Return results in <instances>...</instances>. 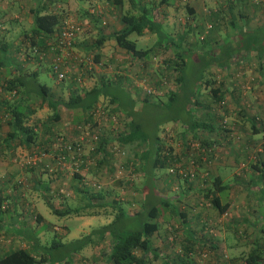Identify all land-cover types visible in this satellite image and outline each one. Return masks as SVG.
I'll return each mask as SVG.
<instances>
[{
	"label": "crops",
	"instance_id": "crops-1",
	"mask_svg": "<svg viewBox=\"0 0 264 264\" xmlns=\"http://www.w3.org/2000/svg\"><path fill=\"white\" fill-rule=\"evenodd\" d=\"M54 1L55 0H51V2ZM66 1L75 11L86 13V8L89 3L84 4L81 0ZM90 1L102 3L107 9L111 8L112 14L107 18L109 20L111 19V22L114 20L112 16L118 18V14L122 13L124 9L125 11L137 12L139 5H141L132 0H122L121 3H114L112 0H87V2ZM35 5V0H0V36L9 46L12 44L15 46L20 42L23 35H25L27 30L32 26L31 8ZM104 13L108 15V12ZM161 15L164 30L173 36H177V40L179 39L182 41L183 49H190V53H195L197 56L203 55L205 52L203 48L207 42H211L216 46L213 48L214 50L216 49L213 52V57L209 56L213 61V69H210L211 67L209 66V68H207L208 71L205 74L203 72V76L206 78L213 77L215 79V85H221L223 82L224 86H221L220 90L223 91L226 100L230 103L228 111L224 108V111L227 112L226 114L230 115L229 119H233L236 125L237 122H244L245 120L250 122L252 118H255V120L263 119L264 0H262L260 4H256L252 0H169V2H163L161 6ZM184 16L190 18V23L183 24L179 28V21L177 19H182ZM83 21L88 23L87 30H91L92 27L99 26V24L102 23V18L98 17L97 21H95V18L91 19V17H86ZM207 23H212V27H210L209 31H205V25ZM109 30L110 29L106 30V28H104L103 32L109 33ZM91 36L93 35L90 31L82 29L78 32L74 38V49L80 53H87L90 51L89 49H91V43L93 41L90 39ZM13 48L14 47H12V49ZM12 52L14 53V51ZM122 52L120 46L111 38H106L99 49H94L95 58H100L102 60ZM190 59L191 58H189V61ZM255 62L257 64H255ZM17 63L24 65L25 60L21 59V57H17L15 60L6 59L5 63L0 66V78H8L15 74L16 70L14 67H16ZM238 63H244V69L237 70L236 66ZM247 63H250L252 67L249 68ZM250 72L253 73V77L254 79L256 78V81L247 85L245 78L249 76ZM187 75L188 73L186 72V76ZM54 80V84L59 82L56 79ZM207 85L208 84H204V88L201 89L202 93L204 92L203 94L208 93L207 90L209 86ZM128 93L134 99V103L132 107L127 105L126 109H131L135 117L147 125V120L144 118V107L146 103L138 97V93L134 90ZM241 96L242 104L240 103ZM102 98L108 101L104 96ZM151 102L155 101L151 99ZM109 104L116 111L124 114L122 108L118 107L119 104L116 102ZM246 106L249 108H246ZM240 107H243V109ZM198 110H201L200 113L203 116L211 113L209 112L210 109H208V106L205 104ZM236 115H240V119L237 118ZM185 116L188 115L185 114ZM211 117V123H215L216 127L209 130L210 132H208V129L201 131V129L198 128V130L200 129L199 131L204 138L202 139L205 140L206 143H212L215 155L203 153L202 147H206L207 145L203 144L202 146L200 140L191 138L188 140L190 143L189 154L192 152L194 156L195 154L200 155V157L196 156L199 159L197 163L199 172L204 171L206 168L203 166L204 160L210 163L208 156H212V166L209 173H211L214 168L215 174H221V176L224 174L229 180H232L228 183L226 182L227 188L224 189L223 193H219L221 199L220 204L227 202L228 206L223 212H218L209 198H204L203 193L199 192V190H203L208 186L212 188L211 183L204 185L201 184V182L186 181L185 183H176V186L171 185L170 187L168 182L164 183L161 181L158 183L155 180L152 187L156 189L157 193H160L167 203L170 202V199L177 201V209L181 211L180 213H176L175 210H171L170 208L162 209V215L159 216L161 225L150 237L152 244L159 248L160 253L171 258L170 262L176 252H184L193 258V264H203V262L197 261V259L194 258V255L201 247L203 248L206 246L215 251H219L220 246L225 249L233 244L232 237L234 235L237 236V234L239 237H243V242L254 244L256 241L255 235L260 234L261 231L264 233V199L261 201L257 200V198H255L257 195L253 193V191L258 192L264 188V181L260 180L254 183L251 181H242V172H239L238 165H235V162H238L237 160L240 159L237 157L242 158L243 155V157L246 158V152L244 150L246 149L249 151V148L251 150L252 146L248 143L257 141L258 138H260V133L252 132L253 129L244 131V135L240 137L242 138L240 140L241 144L237 145L233 142V140H235L232 138L234 135H230L231 132H229L227 128L228 131L226 130V132H228V135L226 138L232 146L230 145V148L226 147L229 148L227 152L226 148H223L225 151H220V144L222 143V137H224V135L221 132L220 134L218 133L219 126L217 121L214 120L215 118L213 116ZM126 120L127 118L125 116L124 126ZM35 122H38V124H35V129L40 132V135L36 139L37 143L35 146L37 149L38 147L40 149L41 147L49 149L51 145L54 147L53 142L51 144L49 141L48 145L46 143L49 136H44L41 133V124L44 123L39 122V119H35ZM56 122L58 123H54L55 126L61 125V121ZM174 123L176 124L174 128L176 130L177 128L179 129V123L176 121ZM168 124H172V122H165L161 127L165 125L168 126ZM5 127L7 128V132L9 124L6 121H0V177L5 178V181L1 183L0 187L8 200V206L0 210V255L17 247H26L33 250L35 246L37 250L43 252V247L49 244L47 245V243L42 242L41 239L45 218L41 212L40 206L42 201L47 202L50 206L55 203V199L49 190L53 191L57 187L63 171L59 168L56 159L53 157L54 154L51 157H47V160L45 159L47 164L51 162V165H56L54 174L45 172L39 165H33L32 167L25 166L26 168L23 169L22 164L15 161V156L24 155L28 151L30 152L33 147H27L17 141L6 139L8 138L5 137L6 133L3 134ZM160 133L162 134V132ZM157 134H159V131H157ZM104 137L109 138L105 145L107 153L105 156L101 154V151H97L96 149L99 140H97L96 143H92L90 146L87 145V147L83 149L87 161L84 163L83 168H81L80 173L89 179L93 173L99 174L103 171L106 173L108 171L110 172L111 168L114 167L113 164H115V155L116 157L118 156L110 151L109 147L112 142L115 141L120 143V141L116 136H111L110 134L104 135ZM184 137L187 138L188 136ZM152 140H154V138ZM198 142H200L202 146L201 150L198 149ZM170 143L173 144L171 141ZM123 145L125 147L129 146L127 144ZM136 150L137 149L132 151V155H135V152H139ZM53 151V153H56L55 149ZM219 152L226 154L218 158L217 153ZM104 157H108L110 161L108 162L104 159L100 164L98 160ZM90 162L91 165L86 167V164ZM138 164L140 166L142 165L140 159H138ZM260 174L261 172L258 176ZM75 179L77 178H72L70 181L71 184L74 183ZM114 182L120 184L119 179H115ZM161 190H166L168 193L163 195ZM253 197L254 199H251ZM261 197H264L263 193ZM173 222L179 223V225L174 224V226L178 225V231L174 233L178 242L176 247L168 243V239H172L169 234L172 232L170 229H173ZM238 228H240L241 231H239ZM101 243L102 242L94 244V249L97 246H101ZM259 245H261L262 248L264 247V243L259 242ZM254 248L255 247L248 251V253L254 250ZM238 253L232 255L231 252L230 255H226L225 261L227 260L228 264H235L237 261H241L239 257L243 255H238ZM43 255L44 257L46 256L45 254ZM42 259L44 260L36 264H51L48 257ZM166 259L167 258H162L161 263L163 264ZM215 261L216 260H214V262ZM224 262L222 264H224ZM218 263L219 261L217 264ZM53 264L85 263L76 262L75 260H64L60 262L55 261Z\"/></svg>",
	"mask_w": 264,
	"mask_h": 264
},
{
	"label": "trees",
	"instance_id": "trees-1",
	"mask_svg": "<svg viewBox=\"0 0 264 264\" xmlns=\"http://www.w3.org/2000/svg\"><path fill=\"white\" fill-rule=\"evenodd\" d=\"M35 1L36 5L31 8L32 26L27 30L25 35H23L20 42L15 46L13 44L9 46V44L0 36V66L5 63L6 59L15 60L17 57H21V59L26 62L31 60L35 61L37 64L46 65L44 61L38 59L37 54L32 53L31 48L32 46H36L39 50H43L52 44L56 38L58 24L60 23V18L63 16V12L51 9V0ZM132 1L141 4L139 5L137 12L126 10L119 13L118 19L121 23L120 26L109 33H104L103 29H99V34L92 41L91 48H93V50L99 49L106 38H111L114 39L115 43L120 46L121 49L126 50L130 55L139 58L145 65L147 60L151 58V55H155L159 50L164 51V48H169L170 45L174 47V53L172 55H165L164 60L167 64L166 70H162V67H158V70L163 74L165 73V76L166 73H168L169 75H167V77H170L172 76L171 74H173L174 80L178 82L177 87L166 93V99H162L161 94L155 93L154 95L146 94L142 100L144 103L148 104L152 99L155 101L151 102L153 105L177 110L176 114L164 115L162 116L164 118L161 119L171 118L173 120L172 122L179 121V125L180 123L183 125L182 132L176 129L175 131L182 135L181 143L184 145V150L178 153L173 150V144L170 143L169 139L167 140L169 132L163 129L165 128L168 130L167 125L162 126V134L160 132L157 134L156 129L160 123V119L156 121V124H152L154 127L152 128L149 125L146 126L141 120L137 119L131 112V109H126L127 105L130 107L133 106L134 99L126 89L124 90V87L122 88V77H117L116 79L101 78V83L93 84L88 88L70 86L69 96L67 99H63L54 96L50 85L38 80L37 69L30 72L26 67L22 68L23 65H21V63H17L16 67H14L16 70L15 74L8 78H0V121L5 120L9 124V129L5 136L8 138L6 139L17 141L27 147H33L32 149L37 148L35 146L37 143L36 139L40 135V132L35 129L34 123L30 124L28 122L30 114L36 110L29 102L31 99V93H35L41 97V100L39 101L40 105L45 102L46 105L51 108L52 113L49 117L48 127H51L54 122L61 118L60 112L62 109L78 108L86 113L89 111L88 115H91L93 109L97 107L99 101H101L104 96L108 99L109 103L116 102L119 104L118 107L122 108L124 115L127 118L125 126L120 132H117L116 138L121 144L137 143L136 145L139 152H135V156L142 161L141 167H143L144 170L142 187L139 190L140 193L146 191V189L148 191L147 193L145 192L144 196L140 197L138 203L139 208L135 210L133 214L128 213L121 201L113 199L111 204L115 207V213L109 222L95 227L82 237L68 242H62L60 238L55 237L48 246L43 247V252L37 250L35 246L33 247V250L26 247H17L8 250L0 255V264H36L44 260L42 258L45 257H48L51 264L55 261H67L72 257L73 253L79 252L87 243L98 244L106 239L109 240V247L107 250L104 248L101 249V254L104 259L95 260V264H151V258L156 259L157 257L167 258L163 264L194 263L193 258L184 252H176L170 262L171 258L161 254L159 248L152 244L150 237L159 229L161 225L159 216L162 215L156 201L159 200L163 209L168 208L167 201L160 193L158 194L156 189L152 186L155 177L159 176L158 167L160 166H168L169 174L173 173L176 178H181L185 182H194L196 173L194 171L193 175L191 174L189 163L183 159L185 156L188 157L190 161L193 158L191 156H194L191 155L192 152L189 154L190 143L188 140L190 138H197L202 142V146L203 144L207 145L205 150L202 151L203 153L215 155V150L211 149L208 151V148L213 147L212 143H206L199 130H211L216 127L215 123H211V116L216 118L217 115L215 111L217 106H225V95L223 91L220 90V87L224 86V84L222 82L221 85H215V79L213 77H204L203 72L198 73L194 78L195 81L193 80L192 83L188 81L185 69L189 63L190 49H183L182 41L179 39L177 40L175 36L167 33L162 26L163 20L161 6L163 2H169V0ZM112 2L121 3L122 0H112ZM86 15L87 17H91V19L95 18V21H97V18L99 17L98 14L92 15L87 11ZM145 31L157 32L158 38L151 45L138 47L136 40L130 38L129 35L132 32L143 34ZM12 47L14 48L12 49ZM245 48L248 49L247 47ZM12 51H14V53ZM200 60L205 64H210L212 62L211 58ZM48 69L51 71L50 67H48ZM66 81L67 79H64L61 82L66 83ZM69 83L72 85L74 84V81L71 83L69 80ZM251 83L252 81H250V84ZM204 84H208L207 86H209L207 94V96L209 95V99L206 101L202 99L203 93L201 91L202 85ZM11 96L13 97L12 99H10ZM212 102H215L214 105L216 107L212 109L213 111L211 109L209 110V112H211L209 114L210 116L206 114L205 116L201 115V110L199 111L198 109H201L204 104L208 106L209 109L211 108ZM240 108L243 109V107ZM110 109L115 111L113 107ZM185 114L188 116H185ZM250 122L253 132H264L263 119L255 120V118H252ZM230 124L231 123H229L228 127ZM198 128L200 129L198 130ZM226 130L227 129L222 131L226 132ZM184 136L188 137L185 138ZM153 138L154 140H152ZM262 138H264V135ZM100 139L98 142L94 141L98 143L96 149L97 151H101V154L105 156L107 154L105 145L109 138L104 137V135L101 134ZM171 139H173V136H171ZM49 140L50 139L46 140L47 145L49 144ZM198 143V149L201 150L202 146L200 142ZM261 144L263 145V149L260 150L262 153L264 152V140L261 141ZM38 151L41 150H35V152ZM55 154L56 153H54V155ZM82 156L84 161L80 164L77 170H61H68L72 173V178H77L72 185L75 189H78L77 191L82 192L85 201L80 205L66 206L64 209L52 207L54 212L60 214H94L98 210L91 208H94L95 205H104L101 201H98L105 196V191H103V189L91 191L86 188L87 183L84 180L85 176L80 173V170L83 168L87 159L85 155ZM196 156L200 157V155L195 154V158L198 161L199 159ZM211 157L212 156H208V159H211ZM104 159L105 161H110L108 157H104L98 160V162L101 164ZM260 162L261 165L258 163H253V165L259 166L261 172L260 177L262 178L264 175V159H261ZM32 166L33 164L27 165V167ZM135 167L137 169V166ZM113 168L114 167H112L111 170ZM203 173L209 175L207 179L210 182H206L207 179L201 177V180H203L202 182L206 183L205 185L211 183L212 188H209L208 186L203 190H199V192L203 193L204 198H209L210 202L215 205L218 212H223L226 210L228 203L225 202L220 204V194L223 193L225 188H227L226 182L223 181L221 174L211 175L208 171ZM204 174L201 173L202 176ZM4 199H7V196L2 192L0 187V210ZM177 208L178 206L171 207L170 209L175 210L176 213H180L181 211ZM134 218H137V226L132 228L129 225V222ZM137 250H140L141 252H138ZM43 254L46 256L44 257ZM240 258L243 260L244 264H264V249H262L261 245L258 243L255 245L254 250Z\"/></svg>",
	"mask_w": 264,
	"mask_h": 264
},
{
	"label": "rangeland",
	"instance_id": "rangeland-1",
	"mask_svg": "<svg viewBox=\"0 0 264 264\" xmlns=\"http://www.w3.org/2000/svg\"><path fill=\"white\" fill-rule=\"evenodd\" d=\"M81 2L84 4L89 3L87 2V0H81ZM50 7L53 10L61 11L71 16H76L78 19L82 21L84 18L87 17L86 13H79L75 11L73 8H71L66 0H60V1L55 0L54 2H51ZM111 10H112L111 8L107 9L105 7L104 12H108V15L104 13L103 19H105L106 22L100 23L99 26L92 27L91 30H87L88 23H85V21H83L84 26L82 29L92 32L93 36H91L90 38L91 40H94L95 37L99 34V29L104 30V28H106V30L110 29L109 31H112L113 29H116L120 26L121 23L118 18L112 16V18L114 19L113 22H111V19L110 20L107 19L112 14ZM183 18L177 19L179 21V24H178L179 28L183 24L190 23L189 17L187 18L184 16ZM129 37L136 40L138 47L139 46L144 47V46H148L154 43L158 38V33L153 32V31H145L143 34H137L136 32H132L129 35ZM176 37L177 36H175V38ZM215 47L216 46L213 45L211 42H207L203 48L205 51L203 55L197 56L195 53H190L189 58L191 59L185 69L186 72L188 73L187 79L190 83H192V81L194 80V78L196 77L198 73L204 72L205 74L208 71L207 68H209V66L211 67L210 69H213L212 67L213 61L210 64H205L200 59L206 60L209 58V56L213 57V52L216 50V49L214 50L213 48ZM89 50L90 51H88L87 53H91L94 55L93 48ZM121 50L123 51L122 53H118L115 56H111L103 60L100 58L96 59L94 55L96 66L93 68L92 71H90L86 75V78L82 81V83H80L81 85H79L78 83L71 85L69 83V80L66 81L68 85L65 82H61V81L54 84L55 78L52 76V72L48 69L47 64L46 65L37 64L35 61L30 60L28 62L25 61V64L22 66V68L26 67V69L30 72L34 69H37L38 70V75H37L38 80L40 82H45L48 85H50L54 96L61 97L63 99H67V97L69 96L70 86L88 88L92 86L93 84L99 83L101 78L116 79L117 77H122L123 79L122 88L124 87V90L126 89V91L130 93L133 92L134 90L136 93H138V97H140V99H142L146 95L142 87L139 84L141 77L145 75H149L151 79H156L162 76H164L167 79L166 85L162 87V91L159 93L161 94L162 99L167 98L166 93L169 90H172V89L174 90L177 87L178 82L174 80L173 74H171L172 76L167 77V75H169L168 73H166V76H165V73L163 74L161 71L158 70V67H162L161 68L162 70H166L167 64L165 63L164 59H165V55H172L174 53V47L172 45H170L169 48H164V51L159 50L157 53H155V55H151V58L147 60L145 65L142 63V61L139 58L130 55L126 50H123V49ZM243 64L244 63H238L236 66L237 70L244 69L245 66H243ZM247 64L249 68L252 67L250 66V63H247ZM255 64L257 63L255 62ZM252 77H253V73L250 72L249 76L245 78L246 79L245 82H247L246 83L247 85H250V81L252 82L256 81V78L254 79V77L253 78ZM203 88H204V85H202L201 89ZM207 94L208 93H205L202 95V99L204 101L209 99V95L207 96ZM30 95H31L30 104L34 106L36 110L32 114H30L28 122L30 124L31 123L38 124V122H35V119H39V122L44 123V124H41V128H42L41 133L42 135H47V136L49 135V139H50L49 141H51V144L52 142H54L57 134H62L68 139H76L82 135L83 133L82 129H88L90 131H93L94 133H97L98 140H99L101 134L103 135L110 134L111 136H116L117 132L118 131L120 132L123 129L124 117H125L124 114L116 110L115 111L111 110L110 108H112V106L108 103V101L103 100V99L99 101L97 107H95V109H93V111L91 112V115H88L89 111L86 113L78 108L64 109V110L62 109L60 112L61 118L57 120L59 122L61 121V125L55 126L54 123H58V122H54L51 127L50 126L48 127V124H49L48 121L50 119L49 117L52 113L51 108H49L45 102H43L42 105L39 104V101L41 100L40 96L36 95L35 93H31ZM242 96L240 98V103H241ZM12 98L13 97L11 96L10 99ZM224 100H225L224 101L225 106L222 105V106L216 107L214 105L215 102H212L211 108L209 109L212 110L214 107L217 108L215 111L217 115L215 120L217 121L218 126H219L217 127L220 128L218 130V133L220 134L222 130H225L228 128L229 132H231L230 135L231 134L232 136L234 135L232 137L233 139H235L233 140L234 144L240 145L241 144L240 140L242 139L240 137L244 135L243 133L244 131H249L252 129L251 124L247 120H245L244 122H237V125L234 124V120L229 119L230 115L226 114L227 112L224 111V108L227 111L229 110L230 103L229 101L226 100V97ZM246 108H249V107L246 106ZM144 109H145L144 118L145 120H147V123H148L146 126L149 125L150 127L154 128L153 125L156 124V121L160 119L159 120L160 123L156 130L159 132H163V129H164L165 131L169 132V136L167 140L169 139L173 143V150L175 149L174 151L177 153L180 151H183L184 145L181 143L182 135L175 131L174 126L176 124L172 122L173 120L171 118L161 119V118H164L162 117L164 115L167 116L170 114H176L177 110L168 109L166 107H161L159 105H153L151 103L145 104ZM239 116L240 115H236V117L240 119ZM223 119L227 121L222 123ZM263 120H264V116H263ZM2 122H5V120H3ZM165 122H172V124H168V130L165 128L162 129L161 127V125ZM229 123L231 124L228 127ZM6 129L7 128L5 127V129L3 130V134L6 133ZM177 130H179L180 132L183 131V125L181 123L179 125V129L177 128ZM208 132L210 131L208 130ZM221 133L224 135V137H222V143L220 144V151L221 150L225 151V149L223 148H226V147L230 148V145L232 146V144H230V142L227 141L226 136L228 135V132L222 131ZM258 133H260V136H259L260 138H258V140L255 142L252 141L248 143L252 146L251 150L250 148H249V151H247L246 149L244 150L246 152V155H245L246 158H244L242 155V158L237 157L238 159L239 158L240 159L237 160L238 162H235V165H238L239 167L238 171L242 172L241 180L244 182L251 181L254 183V182H259L260 180L264 181V175L262 176V179H260L261 178L260 175L258 176V174L260 173L259 166L253 165V163H258L259 165H261L260 160L264 159V152L261 153L260 151H258V147L261 145V141L264 140V138H262L264 135V132H258ZM171 136H173V139H171ZM191 139L198 140L197 138H191ZM92 143H96V142L86 137V140H84L83 142V149L87 147V145L88 146L92 145ZM113 144L117 145L119 148V151L117 153L118 156L116 157L115 155L114 168L110 172L108 171L107 173L104 171L99 174L93 173L90 179L88 177H85V179L89 183V184H86L87 189L91 191H96V189L97 190L103 189V191H105L104 198L98 200V201H101L104 205H95L94 208H91L94 210L95 209L98 210L94 214H87V213L86 214H75V213L60 214V213L54 212L52 210V207H57L58 209H64L66 206H74V205L83 204L85 201L84 197L82 196V192L77 191L78 189H75L70 182L73 177L72 173H70L68 170L66 171L62 170L63 172L61 174L59 184H57V187L55 189L53 188L54 189L53 191L49 190V192L55 199V203L51 204L50 206L45 201L41 202L40 208L45 218L44 225L42 227V230H43L42 236H41L42 242H45L48 245L50 244L52 239L55 237L60 238L62 242H68L73 239L82 237L83 235L89 233V230L91 231V229L109 222L111 218L113 217V214L115 213V209H114L115 207H113L111 204L113 199L121 201L123 205L125 206L126 210L128 211V213L130 214H133V212L139 208L138 203L140 201V197L144 196L145 192L147 193L148 190L146 189V191H142L141 193L139 190L142 187L144 170H143V167H141L138 164L139 158L136 157L135 155H132V151L137 149V145H136L137 143L127 144L129 145L128 147H125L123 144H120L119 142L117 143L115 141L112 142L110 146ZM229 148H226V152ZM36 149L37 148L31 149L30 152L28 151L24 155L15 156L16 158L15 161L20 162V164H22V162L26 161L30 156L34 155ZM38 150H41V153H40L41 159L37 161V163L34 165L36 166L39 165V167H41V169L44 170L45 172L54 174L55 172L54 169L56 165L54 164L53 166L51 165L52 163L49 162L48 165L52 166V170H49L48 165L46 163L47 157H51L54 154L53 145H51L49 149L41 147V149L38 148ZM217 154H218V158H221L226 153L223 154L222 152H219ZM191 157L193 158L190 161H189V158L185 156L183 157V159L186 160L187 163H189L191 171L193 172L195 171L196 173L194 177V182H201V184L205 185L206 183H203L202 182L203 180L201 179L202 178L207 179L209 177V175L204 174L203 172L208 171L209 173V170H211L212 158L210 159V163L204 160L203 166H205L206 168L204 169L203 172H199L198 168L196 167L199 161L196 160L195 156H191ZM89 165H91V162L86 164V167H88ZM135 166H137V169ZM26 167L23 163L22 168L25 169ZM168 169H169L168 166L158 167L159 176L155 177V180L158 183L161 181L164 183L168 182V185L170 187L171 185L176 186L177 182L185 183V181H183L181 178H178V177L176 178L173 173L169 174ZM201 173L204 174L203 176L205 177H203ZM209 174L211 175L215 174L214 168H213V171ZM223 175H222V178L224 182L228 183L229 181H232V180H229V178L226 175L224 176ZM115 179H119L120 184H117L116 182H114ZM206 182H210V181H208L207 179ZM93 183L99 184L100 186L99 187L93 186ZM61 188L64 189V191H60ZM161 193L164 195L165 193H168V192L166 190H161ZM253 193L257 195L255 197L257 198V200L261 201L262 199H264V197H261V194L262 193L264 194V188L262 190H259L258 192L253 191ZM251 199H254V197ZM157 201H156V204L160 208V212H162L163 207H161L162 205L160 204L159 200ZM167 206L168 208L177 207L178 206L177 201L170 199V202H168ZM174 224L179 225L178 222L177 223L173 222V225ZM129 225L132 228H135L137 226V218L132 219L129 222ZM178 225L177 226L175 225L172 230L170 229V231L172 232L169 235L172 237V239L171 240L168 239L169 245L173 244L174 247H176L178 243L177 238L174 234L175 232L177 233L178 231ZM238 230L241 231L240 228H238ZM255 237H256V241L254 242V244H252L250 242L249 243L243 242L242 236L239 237L238 234L237 236L234 235L232 237L233 244L231 246H228L225 249H223V247L220 246L219 251L212 250V248L209 249V247H206V246L203 248L201 247L199 251L194 255V258H196L197 261L203 262V264H215V263L217 264L218 261H219L218 264H222L226 259V255H230L231 252H232V255L239 252L238 255L242 254L244 256L248 253V251H250L253 247H255V245L258 244L259 242L264 243V233L262 231L260 234L255 235ZM94 246L95 245L93 243H87L79 252L73 253L72 257H70V259L68 260H72V261L75 260L76 262L79 261L85 264H95L94 263L95 260L104 259V257L101 254V249L102 248L106 250L108 249L109 240L107 239L103 240V242L101 243V246L99 247L97 246L95 249H94ZM137 251L141 252L140 250H137ZM161 260H162L161 257H157L156 259L151 258V264H160ZM214 260L216 261L214 262ZM224 264H228L227 260L224 262ZM235 264H244V263H243V260L241 259V261H237Z\"/></svg>",
	"mask_w": 264,
	"mask_h": 264
},
{
	"label": "built area",
	"instance_id": "built-area-1",
	"mask_svg": "<svg viewBox=\"0 0 264 264\" xmlns=\"http://www.w3.org/2000/svg\"><path fill=\"white\" fill-rule=\"evenodd\" d=\"M256 4H260L262 0H252ZM105 6L99 2H91L87 6V12L94 15L98 14L102 18V23H105L103 19ZM184 19V18H183ZM84 22L78 19L76 16H71L63 12V16L60 18V23L58 24V31L56 32V38L43 50H39L36 46H32L31 51L33 54H37L38 59L44 61L48 67H50L54 78L57 81H62L64 79L74 81L75 83H82L86 78V75L93 70L95 65L94 55L91 53H80L74 49L73 40L78 32L82 30ZM212 27V23H207L205 25V31H208ZM139 82V81H138ZM167 83V79L162 76L156 79H151L149 75L142 76L140 79V86L142 87L145 94L154 95L155 93H160L162 87ZM225 122L223 119L222 123ZM80 127V125H79ZM82 135L76 139H68L62 134H57L53 142L56 149V154L54 158L61 169H68L70 171L77 170L80 164L84 161L83 156V142L88 137L90 140L97 141L98 135L93 131L88 129H82ZM216 148V145L214 144ZM206 147H202L204 151ZM110 151L115 154L118 153L119 148L117 145L113 144L109 147ZM214 148H208V151ZM263 149L261 144L258 147V151ZM41 151L35 152L33 156H28L22 162V165L36 164L37 161L41 159ZM48 165V164H47ZM48 169L52 170V166L48 165ZM193 171L191 174L193 175ZM4 177H0V185L5 181ZM87 184L88 181L84 178ZM93 186H100L99 184L93 183ZM64 191V189H60ZM8 206V200L4 199L1 208L5 209Z\"/></svg>",
	"mask_w": 264,
	"mask_h": 264
}]
</instances>
